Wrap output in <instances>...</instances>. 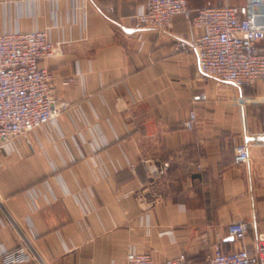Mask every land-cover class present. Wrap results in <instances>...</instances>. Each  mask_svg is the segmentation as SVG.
Wrapping results in <instances>:
<instances>
[{
    "label": "crops",
    "instance_id": "1",
    "mask_svg": "<svg viewBox=\"0 0 264 264\" xmlns=\"http://www.w3.org/2000/svg\"><path fill=\"white\" fill-rule=\"evenodd\" d=\"M147 1L0 0L1 31L50 32L58 53L41 66L69 104L0 151V264L20 247L23 264H126L130 251L204 264L216 247L252 251L264 235V141H246L264 135L260 111L176 49L190 35L183 16L168 32L125 31ZM259 87L243 93L264 98ZM191 111L198 123L187 130ZM241 144L250 161L236 164ZM238 221L250 225L244 241L228 234Z\"/></svg>",
    "mask_w": 264,
    "mask_h": 264
},
{
    "label": "built area",
    "instance_id": "2",
    "mask_svg": "<svg viewBox=\"0 0 264 264\" xmlns=\"http://www.w3.org/2000/svg\"><path fill=\"white\" fill-rule=\"evenodd\" d=\"M177 16L187 20L190 35L176 37V49L192 52L203 75L232 87L240 107L261 101L249 99L243 91L264 84V0H246L243 7L225 2L200 10H192L188 0H148L133 20L137 28L168 32ZM57 53V43L48 30H0V151L8 150L22 137L28 139L41 127L56 124L69 106L56 99L52 87L54 75L41 66ZM197 123V113L191 111L183 126L194 130ZM249 161V145H238L236 164ZM165 170L166 167L161 174ZM249 231L250 225L243 221L228 226L229 236L237 241H244ZM1 260L3 264H23L30 261V254L27 247H20L4 252ZM126 264L195 263L185 253L157 260L151 254L130 251ZM204 264H264V235L257 238L252 251L243 247L225 252L216 247Z\"/></svg>",
    "mask_w": 264,
    "mask_h": 264
},
{
    "label": "rangeland",
    "instance_id": "3",
    "mask_svg": "<svg viewBox=\"0 0 264 264\" xmlns=\"http://www.w3.org/2000/svg\"><path fill=\"white\" fill-rule=\"evenodd\" d=\"M259 89H261L260 87H257ZM264 95V93L262 94ZM258 100L262 101V97H258L256 98ZM261 101H257V102H252L249 105H254L253 107H255L256 109H259L260 114L258 115V117H256V123L259 129L264 130V102Z\"/></svg>",
    "mask_w": 264,
    "mask_h": 264
},
{
    "label": "water",
    "instance_id": "4",
    "mask_svg": "<svg viewBox=\"0 0 264 264\" xmlns=\"http://www.w3.org/2000/svg\"><path fill=\"white\" fill-rule=\"evenodd\" d=\"M147 29H154L152 27H142V28H125L124 27V30L127 31V32H138V31H142V30H147ZM259 140V141H264V135L262 136H259L257 138H254V137H247L246 141L249 143L250 141H254V140Z\"/></svg>",
    "mask_w": 264,
    "mask_h": 264
}]
</instances>
